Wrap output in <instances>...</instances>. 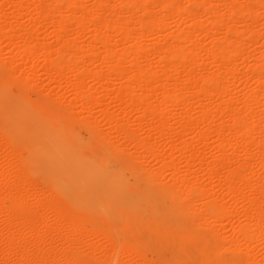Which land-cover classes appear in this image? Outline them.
I'll return each instance as SVG.
<instances>
[{
  "label": "bare ground",
  "instance_id": "obj_1",
  "mask_svg": "<svg viewBox=\"0 0 264 264\" xmlns=\"http://www.w3.org/2000/svg\"><path fill=\"white\" fill-rule=\"evenodd\" d=\"M0 264H264V0H0Z\"/></svg>",
  "mask_w": 264,
  "mask_h": 264
}]
</instances>
